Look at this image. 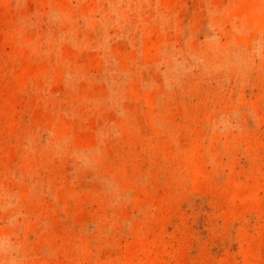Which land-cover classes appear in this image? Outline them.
Instances as JSON below:
<instances>
[{"label":"rangeland","instance_id":"1","mask_svg":"<svg viewBox=\"0 0 264 264\" xmlns=\"http://www.w3.org/2000/svg\"><path fill=\"white\" fill-rule=\"evenodd\" d=\"M0 264H264V0H0Z\"/></svg>","mask_w":264,"mask_h":264}]
</instances>
